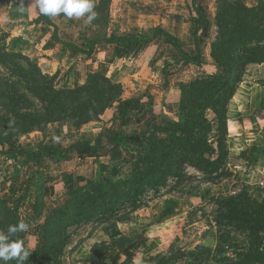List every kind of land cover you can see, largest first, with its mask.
Masks as SVG:
<instances>
[{
	"label": "rangeland",
	"instance_id": "1",
	"mask_svg": "<svg viewBox=\"0 0 264 264\" xmlns=\"http://www.w3.org/2000/svg\"><path fill=\"white\" fill-rule=\"evenodd\" d=\"M187 1L189 4L190 0ZM183 3L184 0H105L102 6L98 7V1H95L97 18L91 24L80 23L82 30L80 33L84 37L83 40L90 41L120 37L147 38L149 31L157 27L159 18L176 17L174 20H188L189 15L182 10ZM199 8L210 24L200 33L202 52L199 66L187 65L184 69L178 53H176L177 58L168 56L165 49L160 46L163 59L149 61L145 67L146 78H142L144 70L142 73L137 72L150 87L157 86L160 93L164 94V99L168 98V95L171 96L176 108L174 113L170 109L163 113L148 111L137 113V118L134 117V112L138 107L128 106L129 111L123 107L126 98L129 97L126 90L139 85L130 78L129 88L126 85L129 81L125 79L143 66L142 61L140 65L135 60L144 49L142 44L132 45L122 42L116 49L113 48L112 54V47H108V51L105 52L106 44H103L92 55L82 56L79 59L83 62V66L73 67L68 62L66 67H63L65 72L58 71L52 77V86L49 88L53 87L60 94L64 92L62 90H74L78 86L86 85L91 77L97 75L91 82L97 88L90 90L88 95L83 94L76 100H71L60 94L54 99L55 108L64 109L68 113V118L62 120L70 126L68 134L63 133L65 142L63 153L66 149L83 142L93 144L103 135H117L120 131L125 132L128 142L112 147L106 146L108 141H103L105 147L100 154L101 157L96 159L80 160L73 152L74 155L69 160L66 158L68 163L65 166L46 159L32 164H23V161L17 157L13 159L15 165L9 164L5 169L7 176H3L5 180H0L2 183L0 193L5 189L9 202L0 204V231L6 232L9 225L16 224L20 220L29 225L26 232L18 233L13 237L22 240L24 249L29 253L24 264H55L56 261L59 264H90L94 258L90 249L99 251L107 247L110 249L106 253L95 258L97 264H135L137 260L140 264H148L150 261L153 262L152 264H160L171 259L183 260L189 262L188 264H216L214 261L226 257V250L231 249L230 245L233 246L234 251L246 249V241L242 235L218 233L211 215L214 207L208 203V199L213 196L231 195L243 188L254 200L263 199L264 195L261 191H264V171L250 173L249 176L244 177L242 170L244 164L240 161V157L234 154L230 155L224 167L228 178L215 185L207 183L195 170L182 167L189 184L180 187V194L161 196L135 213H132L131 206L126 204L127 199H132L140 190L139 186H133L130 182V169L137 167L133 156H139L144 161L147 160L146 156H149L155 164H159V156L178 148L172 144V137L164 140L166 136L164 131L168 129L169 123L179 119L182 111V106L179 108V105L182 100L184 112L195 113L197 116L201 108L205 109L204 114L215 129L216 120L209 107L215 103L216 98L223 99L229 93L230 83L225 86L224 84L237 74L236 66L230 64V57L234 55L233 44L236 34L254 30L260 26L258 21L264 20V0H202ZM221 12L225 14L224 22L222 29L218 30L216 16ZM163 14L170 16L163 18ZM256 14H258L257 18ZM61 15L62 13L51 19L63 25L65 16ZM195 18L194 16L193 19ZM38 19L42 20L41 17ZM195 27L197 24L193 26ZM49 29L52 32V28ZM237 30L238 32L235 33ZM192 32L191 30L189 35L184 37L179 35L183 40L181 42H192ZM11 35L9 26H0V54L14 53L10 49V42L22 44L28 41L26 36L12 38ZM42 37L43 35L40 34L39 39H34V42L37 40L41 42V47L46 42ZM217 43L219 64L211 58V46ZM7 48L10 51H6ZM184 49L188 51L187 46H184ZM45 50L46 47L44 51H36L38 60L48 58L43 54L49 53L50 49ZM85 50L87 51L86 47ZM100 54H102L101 58H97ZM111 55L117 60L114 68L110 70L101 62L109 60ZM0 59L4 60L3 57ZM97 60L101 65L96 64ZM20 62L28 70L26 64L22 60ZM14 69V66L0 62V96H6L5 99L0 100V143L4 144L2 150H6L5 154L0 153L1 164L7 163L8 158L4 155L17 149L20 138L29 135V133L22 135L24 122L19 121L18 125L11 122L13 113L27 110L31 114L34 110L43 111L46 106L45 102L32 98V94H25L27 100L18 97L15 90L25 93L26 85ZM56 70L55 66L53 73ZM45 72L46 70L43 73ZM245 72L246 83L250 82V76L256 74L251 82L257 81L256 84L264 87V66L260 69H247ZM65 77L68 78L66 81H64ZM104 77L117 81L112 83L113 87H110L103 82ZM72 79H75V82L70 81ZM199 79H210L213 83L204 82L195 89H188L192 82ZM37 81L32 89L39 94L49 82L44 78H37ZM124 81L125 84L122 85ZM32 85L29 83L28 86ZM185 89L186 92L182 94V90ZM101 90L103 93L97 98ZM141 94L144 97V104L149 109L153 97L149 90ZM165 100L162 102H167ZM102 101L106 104L101 105L99 110L104 106L106 108L100 116L86 123L79 122V118H75L76 112L88 110V105L95 110L98 109L97 104ZM223 106L222 102L218 108L221 110ZM263 113L264 110L260 115ZM82 118L87 117L82 116ZM46 130L47 127L36 131L45 135ZM215 137L213 131L209 138L213 146ZM37 145L40 146V141ZM235 150L236 144L231 148L232 153L237 152ZM242 154L238 156H243ZM98 183H100L99 187ZM11 185L13 196L9 193ZM145 192L142 191L140 196ZM143 197L145 198L144 195ZM101 213H105L103 215L106 217H100ZM120 218H126L127 221L117 223L116 220ZM64 228H67L71 239L64 252L59 253L56 244ZM113 243L122 246L123 250L114 249ZM217 245L223 247V253H216ZM37 247H40L38 254L35 252ZM262 252H264V237ZM185 262L179 264H187ZM8 264H16V261H9Z\"/></svg>",
	"mask_w": 264,
	"mask_h": 264
},
{
	"label": "trees",
	"instance_id": "2",
	"mask_svg": "<svg viewBox=\"0 0 264 264\" xmlns=\"http://www.w3.org/2000/svg\"><path fill=\"white\" fill-rule=\"evenodd\" d=\"M8 0H0V3L7 4ZM98 7H101L105 0H97ZM192 10L196 15L195 23L197 24L196 29L194 30V42L196 53L193 57H189L180 47L177 39L172 37L170 34L166 33L160 28L151 29L148 33L147 38H131V37H120L116 39H111L108 43H121L128 42L133 45H146L152 41L161 38L162 41L171 46L176 50L180 55L182 60H184L185 65L199 66L200 64V45L198 41V32L205 27V19L202 16L200 10L197 8L195 0H191ZM227 7V6H226ZM229 7V6H228ZM38 10V9H37ZM39 13V11H38ZM40 14V13H39ZM224 13H218L216 16L217 29H222V23L224 22ZM258 14H256V18ZM42 20L48 25L52 26L56 31V27L48 20L46 16L40 14ZM264 20L258 21L260 26L249 32H235L236 38L234 42V55L230 57V64L236 66L237 74L235 77L228 79L225 85L230 83L229 93L223 98H216L215 103L211 104L209 109L213 113V116L216 120V127L213 129L211 122L206 118L204 112L205 109L196 116L195 113H189L183 111V100L180 102L181 112L179 119L177 121L171 122L168 124V129L165 132V138L169 139L172 137L173 145L178 147L175 150H169L163 156H159V164H155L149 156H146V161L139 156H133V160L137 167L131 168L129 175H131L130 182L133 186H139V192L132 197V199H127L126 204L131 206L132 213H135L145 207L152 201L157 200L161 196L172 193H181L180 187L184 184H189V180L185 177V171L182 167H189L199 173L204 177L205 181L211 185H215L221 180L227 179V172L225 170V164L229 157V152L227 148V105L228 102L232 99L238 85L242 82L245 68L250 64L262 65L264 64ZM56 41L59 42L58 38L55 36ZM73 50H76L79 53H84L86 55H91L93 52L96 42L87 44L88 50L80 49L78 46L73 44L61 43ZM232 45V46H233ZM219 48L218 43L211 46V58L215 63H220V57L218 55ZM0 62L5 65L14 66V72L20 75V78L23 79L25 87V93L21 90L16 89L15 91L21 99H26L25 94H32V98L45 102L46 106L43 111L34 110L33 113L29 114L27 110L24 112H14L11 118V122H14L16 125L20 124L19 121L24 122L22 135H26L36 130H43L50 123H56L68 118V113L66 110L55 108V101L60 94L66 96L68 99L76 100L78 97L83 94H89L90 90L97 88L94 84H91L92 79L97 76L90 78L88 83L84 86H78L74 90H62L64 92H56L52 86V77L44 76L39 71L37 65L27 59L26 57L15 54V53H1ZM22 60L28 70H26L21 64ZM37 78H44L48 80V85H45L44 90L39 92V94L33 91V87L37 84ZM221 80V78L219 79ZM103 82L108 84L110 87H113L112 83L104 77ZM204 82L213 83V80H195L192 82L188 89H195L196 86H200ZM29 83L33 84L28 86ZM186 92L182 90V94ZM103 91H99L97 98L101 97ZM6 96H0V100L5 99ZM224 103V106L220 110L218 105ZM91 103V102H90ZM89 103V104H90ZM106 102L102 101L100 104H97L98 109H93L87 107L88 110L84 112H76L75 118H79V122H88L90 119H95V117L100 116L102 111L106 108L104 106L102 110L100 109L101 105H105ZM180 110V109H179ZM82 116L87 118L83 119ZM18 120V122H16ZM213 131L216 134L213 146L209 142V138ZM124 131L112 135H103L100 139L96 140L95 143L83 142L78 144L73 148L67 149L66 152H55L52 155L48 156L51 161L58 162L60 160L66 159L67 151H73L75 155L80 160L85 159H96L101 157L100 154L105 147V142L108 141L106 146H117L125 144L128 142L126 140ZM4 144L0 143L2 147ZM16 150V148H15ZM14 150V151H15ZM172 154L173 156H170ZM32 161V158L28 156L23 162L29 163ZM173 169H172V168ZM100 183L97 184L99 187ZM91 188L94 186L90 185ZM142 191H146L140 196ZM9 193L11 196L14 195L13 186L9 188ZM264 195V191H261ZM145 196V198L143 197ZM144 198V199H143ZM7 199H0V204H8ZM208 203L214 207L213 212L211 213L215 228L218 233H227V234H238L242 235L246 241V249L244 250H232L233 246H229L226 250V257L222 258L219 261H214L216 264H264V252H262L263 246V237H264V196L261 201L254 200L246 189H242L238 192H234L231 195L227 196H217L211 197L208 199ZM123 205H120L122 207ZM115 209H112L114 211ZM101 213L100 217H106ZM127 221L126 218L117 219L116 222ZM76 224V223H74ZM70 236L67 231V228H64L61 233V238L57 242L56 247L58 248L59 253H63L65 247L69 245ZM233 245V244H232ZM112 247L122 251V246L117 245L116 243L112 244ZM108 249L105 248V250ZM105 250L94 251L91 249V253L94 258H92L90 264H97L95 258L101 255ZM40 251V247H37L36 254ZM210 252V250H208ZM217 254L223 253V247L217 245L215 248ZM234 251V252H233ZM60 255V254H59ZM213 260V259H212ZM175 259L169 261H164L160 264H170ZM150 261L148 264H152ZM55 264H59L58 261ZM80 264V263H78ZM159 264V263H157Z\"/></svg>",
	"mask_w": 264,
	"mask_h": 264
},
{
	"label": "crops",
	"instance_id": "3",
	"mask_svg": "<svg viewBox=\"0 0 264 264\" xmlns=\"http://www.w3.org/2000/svg\"><path fill=\"white\" fill-rule=\"evenodd\" d=\"M201 1L202 0H196L198 8H199V4L201 5ZM182 10L186 15H189L190 18L188 20L186 21H184L183 19L182 21H179V19L174 20V18L176 17L167 18L168 19L167 20L165 17H168L170 15L163 14L162 17L165 19L159 18L156 23L157 25L156 28H160L166 33L177 38L178 41L180 42L182 50L190 57H192L195 54V45H194L193 37H192V42L189 41L188 43L186 42L183 43L181 42L183 40H181L180 36L184 37L187 34L189 35L191 30L193 31L194 29L193 26L195 25L193 17L195 16V14L191 9V4L190 3L188 4L187 0H184ZM202 15L205 19V27L198 32V41L201 51H202V42L200 38V33L210 26L209 22L207 21L203 13ZM61 16L63 17L64 15L62 14ZM38 17H40V14L38 13L36 5L33 3V0H8L7 4L0 3V26H5V27L9 26L12 33L11 35L12 38L15 36L16 37L26 36V39L28 40L26 42H22V44L21 43L14 44V42L13 43L10 42L9 43V45L11 46L10 49H12V51L15 54L19 53L20 55L26 57L27 59L35 63L39 71L46 76L53 77L54 75L57 74L58 71L65 72L66 70H63V67H66L68 62L73 67L83 66V62L79 61V59L82 56H86V54L79 53L76 50H73L72 48H69L61 43L76 45L80 49L84 50V52H86L85 47L87 48V44L89 43L91 44L96 42L93 52L96 51L99 46L106 44V48H104V51L107 52L109 49L108 47L110 48L112 47L111 54L114 52L113 48L115 47L116 49V47L120 45V43H115V44L108 43L109 40L107 39L93 40V41L83 40L82 38L84 37H82L80 33L82 32V30H80V23L82 22L84 23L83 18L69 19L67 17H63L65 18L63 19L64 24L61 25L58 24L57 22H54L50 17H47L48 20L56 27V31H55L52 26H48L42 20L39 21L40 19H38ZM49 28H52V32H50ZM40 34L43 35L42 37L43 40L44 39L46 40L44 46L42 47L40 46L41 42H38L39 40L34 42V39H39ZM55 36L58 38L59 42L56 41ZM82 43H84V46H82ZM6 45L8 44L6 43ZM160 46H162L165 49L164 51L167 53L168 56L172 55V57H176V58L178 57L176 56L177 55L176 52L171 47L165 45L162 42V40L156 39L151 43L144 45V49H142L143 51H141L140 54H138L137 58L135 59L137 64H140V62L142 61V65H143L142 68L136 69L135 70L136 72H134L128 79H125L129 81L128 84H126L127 86H129V88L131 87L130 78H132V80L135 81L136 84H139L136 86V88H130L129 90H126V93L129 94V97H127L125 100L126 104H123V107L125 108L126 111H129L128 106H133L134 108L138 107V109L134 112L135 114L134 117H137L139 113L148 112V111L154 113H163L167 109H170L172 113L176 111L174 100L171 98L170 95H168L167 96L168 98H165L166 99L165 100L163 98L164 94L160 93L157 86L155 88L152 86L150 87L148 82H144L142 80V78H146L145 67L147 66L149 61L151 60L157 61L158 59H163ZM184 46H187L189 52L184 49ZM45 47L46 50L50 49L49 53L43 54L45 57L48 58L38 60L37 59L38 52L36 51H44ZM10 49L7 48L6 51H10ZM191 51L192 53H190ZM93 52L91 53V55L93 54ZM101 55L102 54H100L97 58H101ZM45 59H47L48 61ZM116 60H117L116 57H113V55H111L109 60L105 62H101V64H104L107 69L111 70L114 68V65L116 64ZM99 63L100 61L97 60L96 64L101 65ZM55 66L57 67V70L53 73V69H55ZM263 66L264 64L262 65L250 64L245 68V70L260 69ZM186 67L187 66L184 65V69ZM45 70H46L45 72L46 74L43 73ZM143 70H144V77L141 78V76H139L140 73L137 74V72L141 71L142 73ZM255 75L256 74H254L253 76ZM253 76H250V82L246 83L245 81L246 72L244 73L242 82L238 85L232 99L228 102L227 105V148L229 152L228 158L230 159L231 154L240 157V161H242V163L244 164V167H242V170L244 171L243 173L244 177L249 176L250 173H260L261 171H264V113L260 115V112L264 110V87L256 84L257 81L251 82L253 80ZM106 78L111 83L117 81L115 79L113 80L110 79V77L109 78L106 77ZM67 79L68 78L65 77L64 81H66ZM70 81L75 82V79L74 80L72 79ZM124 84L125 81L122 85ZM146 90H149L150 95L153 97L152 106L149 109L144 104V97L141 94ZM138 94L141 95L139 96ZM163 100L167 102L163 103L162 102ZM158 108L160 109L157 111ZM127 113L128 112H126L125 114L127 115ZM69 130H70L69 124L66 123L65 121H60L56 123H50L47 126L45 135H42L41 133L34 131L32 133H29V135L20 138L17 149L8 155H4L6 156V158H8L6 161L7 163L1 164L0 162L1 164L0 180H5L4 177L7 176L5 169H7L9 164L15 165V163H13V159L15 160L16 157L21 161H24L28 156L32 158V161H30L29 163L22 162L23 164L40 163L45 159L49 162H55V161H51L48 158V156L52 155L55 152L63 151L64 148L63 145H65L63 133L68 134ZM39 137H41V140ZM38 141H40V146L37 145ZM235 144H236L235 151L237 152L232 153L231 148L234 147ZM2 149L3 148L0 146V153L5 154L6 150L5 149L2 150ZM241 153H243L242 154L243 156H238ZM73 155H74L73 151H67V155H66L67 156L66 158H68L67 160H69V158H71V156ZM0 156L2 155L0 154ZM76 159L79 160L78 158ZM67 160L66 159L60 160L58 161L59 163L57 164H63L65 166V164L68 163ZM1 184L2 183H0V185ZM1 189L2 187H0V191ZM6 193L7 191L4 189V192L0 193V199H8ZM228 235H234V233ZM109 249L110 248H108L107 250H105V252L101 254L106 253ZM183 262L185 261L177 260L171 262L170 264L172 263L179 264ZM185 263L188 264L189 262H185Z\"/></svg>",
	"mask_w": 264,
	"mask_h": 264
},
{
	"label": "clouds",
	"instance_id": "4",
	"mask_svg": "<svg viewBox=\"0 0 264 264\" xmlns=\"http://www.w3.org/2000/svg\"><path fill=\"white\" fill-rule=\"evenodd\" d=\"M40 14L54 18L59 14L71 19L84 18L85 24H91L97 18L95 0H33ZM29 225L23 220L9 225L6 232L0 231V264L16 261L24 264L29 253L23 247V241L13 239L18 233L26 232ZM135 264H140L137 260Z\"/></svg>",
	"mask_w": 264,
	"mask_h": 264
},
{
	"label": "flooded vegetation",
	"instance_id": "5",
	"mask_svg": "<svg viewBox=\"0 0 264 264\" xmlns=\"http://www.w3.org/2000/svg\"><path fill=\"white\" fill-rule=\"evenodd\" d=\"M195 3H196V0H195ZM190 4H191V0H190ZM196 5H197V3H196ZM197 8H198V6H197ZM191 9H192V5H191ZM199 9V8H198ZM193 11V10H192ZM194 12V11H193ZM195 14V13H194ZM202 14V13H201ZM203 16V15H202ZM195 17H196V15H195ZM196 19V18H195ZM195 19H194V23H195ZM196 24V23H195ZM196 29V27L193 29V32H192V37H193V41H194V35H193V33H194V30ZM172 36V35H171ZM172 37H174V36H172ZM175 38V37H174ZM158 39H160V40H162L161 38H158ZM177 39V38H176ZM177 41H178V39H177ZM163 42V41H162ZM164 43V42H163ZM178 43L180 44V42L178 41ZM165 44V43H164ZM165 45H167V44H165ZM194 45H195V42H194ZM167 46H169V45H167ZM169 47H171V46H169ZM180 47H181V45H180ZM172 48V47H171ZM173 49V48H172ZM182 49V48H181ZM174 50V49H173ZM176 53H178L176 50H174ZM200 52H202L201 51V49H200ZM195 53H196V50H195ZM179 54V53H178ZM180 55V54H179ZM188 55V54H187ZM195 55V54H194ZM189 56V55H188ZM190 57V56H189ZM193 57V56H192ZM180 59H181V62H183V64L185 65V63H184V60H182V58H181V55H180ZM200 59H201V53H200ZM187 66V65H186Z\"/></svg>",
	"mask_w": 264,
	"mask_h": 264
}]
</instances>
